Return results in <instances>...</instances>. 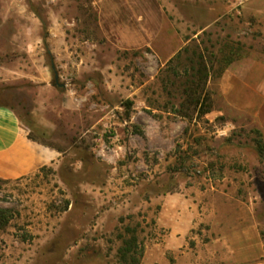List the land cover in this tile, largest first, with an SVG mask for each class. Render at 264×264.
Listing matches in <instances>:
<instances>
[{
  "label": "rangeland",
  "instance_id": "374dc122",
  "mask_svg": "<svg viewBox=\"0 0 264 264\" xmlns=\"http://www.w3.org/2000/svg\"><path fill=\"white\" fill-rule=\"evenodd\" d=\"M158 1L178 45L168 62L108 42L93 0H29L44 27L27 49L0 29V103L60 152L0 180V264H127L132 230L139 264H234L222 238L246 220L264 241V126L218 93L231 65L264 66V0ZM201 56L204 116L187 93Z\"/></svg>",
  "mask_w": 264,
  "mask_h": 264
},
{
  "label": "crops",
  "instance_id": "0c3cea01",
  "mask_svg": "<svg viewBox=\"0 0 264 264\" xmlns=\"http://www.w3.org/2000/svg\"><path fill=\"white\" fill-rule=\"evenodd\" d=\"M40 0H31L37 3ZM98 7V23L105 39L120 49L152 47L165 62L178 48L169 36V20L158 0H93ZM44 21L30 8L29 0H0V29L11 41H24L40 32ZM62 26H50L51 34ZM8 38V37H7ZM166 38V39H165ZM166 41L164 49L161 43ZM22 47V46H21ZM6 62L0 61V81H8ZM218 93L228 107L252 114L264 126V66L251 69L231 65L220 78ZM217 112H222L219 110ZM60 152L30 137L28 127L16 111L0 103V179L16 180L50 166ZM234 264H259L264 258V241L257 224L244 225L224 236Z\"/></svg>",
  "mask_w": 264,
  "mask_h": 264
},
{
  "label": "trees",
  "instance_id": "16d2710c",
  "mask_svg": "<svg viewBox=\"0 0 264 264\" xmlns=\"http://www.w3.org/2000/svg\"><path fill=\"white\" fill-rule=\"evenodd\" d=\"M177 55L180 56V54ZM230 63L231 61H229V64ZM211 67L212 66H208V64L204 60V57L201 56V61L199 62V68L197 69L196 75L198 79L193 82L191 81V86L189 87V89H187L190 103L195 107V110H197V113L200 116H204L209 113L211 108L209 103L210 98L208 93L206 92V83L210 76ZM132 106L133 101L129 99L126 100L127 109H131ZM6 213L7 212L5 210H0V226H3L9 222ZM132 232L133 234L129 238L124 240V244L120 248L119 254L121 260L124 263L139 264L140 259L143 255V248L140 246L138 236L134 233V230H132Z\"/></svg>",
  "mask_w": 264,
  "mask_h": 264
}]
</instances>
